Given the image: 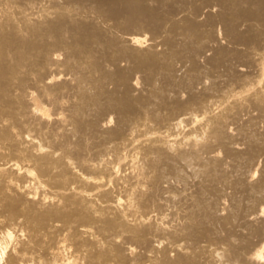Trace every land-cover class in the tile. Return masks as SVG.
Segmentation results:
<instances>
[{"label": "bare ground", "instance_id": "1", "mask_svg": "<svg viewBox=\"0 0 264 264\" xmlns=\"http://www.w3.org/2000/svg\"><path fill=\"white\" fill-rule=\"evenodd\" d=\"M259 156L264 0H0V264H264Z\"/></svg>", "mask_w": 264, "mask_h": 264}, {"label": "rangeland", "instance_id": "2", "mask_svg": "<svg viewBox=\"0 0 264 264\" xmlns=\"http://www.w3.org/2000/svg\"><path fill=\"white\" fill-rule=\"evenodd\" d=\"M136 33H137V32H136ZM134 34H135V33H134ZM140 34H141V33H140ZM136 35H137V34H136ZM138 35H139V34H138ZM139 36H142V35H139ZM180 73H181V72H180ZM138 78H139V79H138ZM138 78L136 77V79H135L136 83L139 84L138 86H140V87L145 86V85H144V82H143V80H142V78H141V76L138 75ZM139 82H140V83H139ZM142 84H143V85H142ZM143 88H144V87H143ZM143 88H140V89H143ZM143 92L145 93V92H147V91H144V90H143ZM152 105H154V104L152 103ZM147 106H148V105H147ZM150 106H151V105L149 104V106H148L147 108H149ZM152 107H153V106H152ZM152 107H150V108H152ZM162 110H163V109H161V111H162ZM163 111H164V110H163ZM182 130H185V128H182ZM258 158H259V159H258ZM258 158H257V161H256L257 166H255V165H256V164H255L254 167H253V175H254V177H257V176L259 175V172H257V171H258V170H257L258 167H259V166L262 167L263 164H264V160H263L264 157H263V156H262V157L259 156ZM262 158H263V159H262ZM261 159H262V160H261ZM259 160H261V161H260L261 163L259 162ZM262 162H263V163H262ZM261 164H262V165H261ZM258 165H259V166H258ZM260 167H259V168H260ZM254 168H255V169H254Z\"/></svg>", "mask_w": 264, "mask_h": 264}]
</instances>
